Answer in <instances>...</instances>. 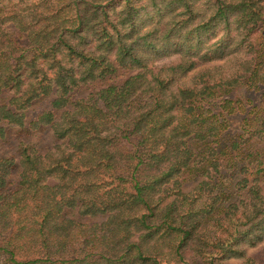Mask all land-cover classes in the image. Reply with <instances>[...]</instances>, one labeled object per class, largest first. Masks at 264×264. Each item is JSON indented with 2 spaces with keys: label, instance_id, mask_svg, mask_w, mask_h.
I'll return each instance as SVG.
<instances>
[{
  "label": "trees",
  "instance_id": "trees-1",
  "mask_svg": "<svg viewBox=\"0 0 264 264\" xmlns=\"http://www.w3.org/2000/svg\"><path fill=\"white\" fill-rule=\"evenodd\" d=\"M47 98L0 264H264V0H0V139Z\"/></svg>",
  "mask_w": 264,
  "mask_h": 264
},
{
  "label": "rangeland",
  "instance_id": "rangeland-1",
  "mask_svg": "<svg viewBox=\"0 0 264 264\" xmlns=\"http://www.w3.org/2000/svg\"><path fill=\"white\" fill-rule=\"evenodd\" d=\"M217 37L221 35V32H217ZM214 40V39H212ZM180 62L179 56H170L151 62L148 65V69L151 72H156L161 68H167L177 65ZM213 65H200L197 66L188 76L187 79H191L193 76L208 68H212ZM50 111V99H44L37 102L26 116L25 125L23 129H8L4 139H0V159L9 158L13 159L17 164L19 161L18 146L22 143L29 144L38 154H46L54 145V136L50 127H46L40 130H33L32 123L37 121L38 118L45 112ZM20 174V168L17 167L13 170L10 178L8 188L11 189L16 186ZM198 181L189 182L184 184L183 190L185 192L191 191ZM247 256L260 259L264 262V241L255 247L241 246ZM241 260L231 259L226 264H240Z\"/></svg>",
  "mask_w": 264,
  "mask_h": 264
}]
</instances>
